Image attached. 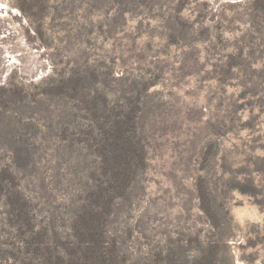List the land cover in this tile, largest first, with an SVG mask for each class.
<instances>
[{
	"label": "rangeland",
	"instance_id": "374dc122",
	"mask_svg": "<svg viewBox=\"0 0 264 264\" xmlns=\"http://www.w3.org/2000/svg\"><path fill=\"white\" fill-rule=\"evenodd\" d=\"M0 264H264V0H0Z\"/></svg>",
	"mask_w": 264,
	"mask_h": 264
}]
</instances>
